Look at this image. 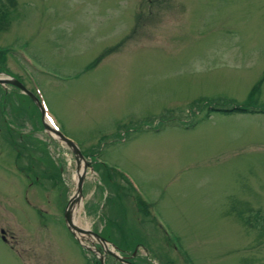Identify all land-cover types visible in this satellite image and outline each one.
Returning <instances> with one entry per match:
<instances>
[{
    "label": "rangeland",
    "instance_id": "rangeland-1",
    "mask_svg": "<svg viewBox=\"0 0 264 264\" xmlns=\"http://www.w3.org/2000/svg\"><path fill=\"white\" fill-rule=\"evenodd\" d=\"M0 6V76L132 183L89 164L78 225L136 264H264V0ZM38 108L0 85V264H99L64 220L75 155Z\"/></svg>",
    "mask_w": 264,
    "mask_h": 264
},
{
    "label": "water",
    "instance_id": "water-1",
    "mask_svg": "<svg viewBox=\"0 0 264 264\" xmlns=\"http://www.w3.org/2000/svg\"><path fill=\"white\" fill-rule=\"evenodd\" d=\"M6 83H11V84H14L15 86L21 88L25 93H27L35 101V103L39 106V108L42 112V117L44 119V124H45L46 129L48 131L55 132L60 140L67 143L72 148V150L74 151V153L76 155V159L78 162V167H79L78 170H80L81 163H82V160L84 159V156H83L80 148L78 147V145L73 140L66 137L62 132L51 127L48 124V122L45 121V110H44L42 104L39 102L38 98L29 89H27L21 81H19L16 78H13V77L6 78V77L0 76V84H6ZM87 166H88V163L85 162V168H87ZM85 178H86V171L83 170V173L78 176L77 187H76L74 194L72 195V197L69 200L68 205L66 207L65 214H64L65 222H66L68 228L72 231V233L75 235V237L80 242H83L82 241L84 239L83 234H89V235H94L98 239L102 240L104 243H107V240L104 237H102L100 234L92 231L91 229L81 227L80 225L77 224V222L75 220L74 206L77 203V201H79L82 197Z\"/></svg>",
    "mask_w": 264,
    "mask_h": 264
},
{
    "label": "trees",
    "instance_id": "trees-1",
    "mask_svg": "<svg viewBox=\"0 0 264 264\" xmlns=\"http://www.w3.org/2000/svg\"><path fill=\"white\" fill-rule=\"evenodd\" d=\"M7 20H8L7 11L4 12V10L0 6V24L2 22L6 23ZM231 111H233V112H250V111L253 112L254 110L249 109V108L235 107V108L230 109V112ZM94 167H95V169H99V170L102 169L101 167H104L105 170L114 172L116 176H120V174L115 169L110 168V167L106 166L105 164L94 162ZM141 205H143V203H141Z\"/></svg>",
    "mask_w": 264,
    "mask_h": 264
},
{
    "label": "flooded vegetation",
    "instance_id": "flooded-vegetation-1",
    "mask_svg": "<svg viewBox=\"0 0 264 264\" xmlns=\"http://www.w3.org/2000/svg\"><path fill=\"white\" fill-rule=\"evenodd\" d=\"M1 91H3V92H4V95H5V91H8V90H6V89L3 87V89H1ZM1 94H2L1 96H3V93H1ZM1 230H2L3 236H5L4 238H5V239H8V238L6 237L7 234H8V232H7L5 229H3V228H2ZM104 238H105V237H104ZM96 246H97L98 249H100V250L103 249L102 246L99 245L98 243H96ZM119 248H120L122 251H125L121 245H119ZM175 249H178V248L176 247ZM133 253H134V252H133ZM106 254H109V252L106 251ZM133 256H134V254H131L129 257L133 258Z\"/></svg>",
    "mask_w": 264,
    "mask_h": 264
},
{
    "label": "bare ground",
    "instance_id": "bare-ground-1",
    "mask_svg": "<svg viewBox=\"0 0 264 264\" xmlns=\"http://www.w3.org/2000/svg\"><path fill=\"white\" fill-rule=\"evenodd\" d=\"M82 165H83V163H82ZM83 170H84V167H80V170L77 171V178H78L79 175H81L83 173ZM74 210H75V215H76V208H74ZM75 220L77 222L76 218H75Z\"/></svg>",
    "mask_w": 264,
    "mask_h": 264
}]
</instances>
